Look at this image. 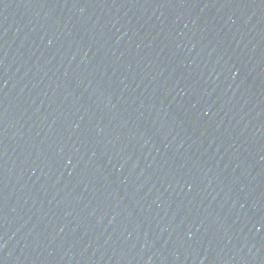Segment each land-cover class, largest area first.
Listing matches in <instances>:
<instances>
[{"label": "water", "instance_id": "95a60500", "mask_svg": "<svg viewBox=\"0 0 264 264\" xmlns=\"http://www.w3.org/2000/svg\"><path fill=\"white\" fill-rule=\"evenodd\" d=\"M0 264H264V0H0Z\"/></svg>", "mask_w": 264, "mask_h": 264}]
</instances>
